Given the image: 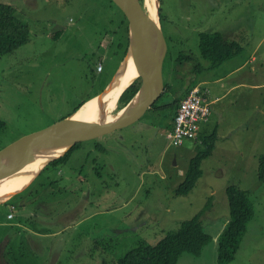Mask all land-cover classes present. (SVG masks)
Listing matches in <instances>:
<instances>
[{
    "label": "rangeland",
    "instance_id": "374dc122",
    "mask_svg": "<svg viewBox=\"0 0 264 264\" xmlns=\"http://www.w3.org/2000/svg\"><path fill=\"white\" fill-rule=\"evenodd\" d=\"M0 3L13 4L30 31L27 45L0 56V118L6 124L1 151L97 97L125 58L119 50L125 33L124 17L110 0ZM160 17L168 42L164 80L174 73L178 80L170 79L172 87L194 82L208 90V121L200 123L196 138L174 147L166 137L171 117L149 111L132 126L82 144L67 166L46 169L32 187L39 194L29 199L28 192L0 205V247L8 242L2 247L11 256L7 264H115L140 243L156 245L210 200L202 222L212 239L200 256L184 254L178 264H220L231 185L249 193L255 215L229 264H264V183L258 179L264 155V0H162ZM204 32H220L243 51L218 69L194 74L191 63L177 60L188 55L208 63L199 49ZM216 131L202 176L187 196H177L196 147ZM55 180L63 192H41V183Z\"/></svg>",
    "mask_w": 264,
    "mask_h": 264
},
{
    "label": "trees",
    "instance_id": "16d2710c",
    "mask_svg": "<svg viewBox=\"0 0 264 264\" xmlns=\"http://www.w3.org/2000/svg\"><path fill=\"white\" fill-rule=\"evenodd\" d=\"M143 1L144 0H141V2ZM160 1L162 2V0ZM110 2L115 6V4L111 0ZM118 10L120 11V9ZM121 14L124 17V20L121 21V25L125 33V38L124 42L119 45V50H121L123 55L125 56L129 46V28L126 17L122 12ZM160 24L162 26L161 17ZM29 42V28L23 22V20L18 17L15 6L13 4L0 3V56L12 54L19 48L27 45ZM199 49L201 59L208 62L206 65L202 64L201 62H197L193 57L188 55L180 56L177 60L178 64L184 65L186 63H191L193 66L194 74L205 73L206 71L220 68L223 64L234 59L243 51L240 43L236 41H227L224 35L220 32L201 33L199 35ZM172 78L178 80V78L173 73V75L166 82V90L162 94V97L154 104L152 108L147 111L148 113L149 111L153 112L160 110L162 111L161 114H165L163 117H171L172 122L170 131L172 130L173 121L182 100L189 94V92L193 88L197 86L193 82L188 88H174L169 83L170 79ZM140 84V81H136L123 93L118 101L117 110L122 109L129 103V101L138 92ZM201 88L202 90H205L203 87ZM171 93L174 96L171 95V98L167 99V101L165 102V97H167ZM92 98L93 97H90L88 100L81 102L79 105L74 107L73 111L65 118L72 116L87 101L91 100ZM161 100H164V103L159 104ZM5 126V122L0 118V131L3 130ZM168 132L169 130L167 131V133ZM216 141L217 131L214 132L211 136L206 137L202 141V144L199 147L197 146L198 148L196 147V155L190 160L189 167L185 173L184 181L179 185L175 192L177 196H187L196 186L197 181L202 176V162L212 156ZM82 144L84 143L75 145L63 157L50 163L40 173L36 181L24 192L27 193L25 195L24 193H22L21 195L16 196V198L19 197L22 200L23 197L29 196L28 192H30V196H32L31 198H33L35 194H39L38 190H35L34 192L33 186L38 181L43 172L49 167L58 168L60 166H67L77 149ZM100 149L104 151V149ZM97 150H99V148ZM96 164L97 161L95 159L91 160V168L95 171ZM83 167L84 165L80 167V171L84 169ZM258 179L261 183H264V155L259 158ZM59 183L60 182L57 183V180L50 181L48 182V184L41 183V192L50 188H57L59 192H63L64 188H60L58 186ZM226 193L229 202L230 221L228 222L225 230L222 232L218 243L217 260L220 264H229L235 260L241 245V241L247 232V227L255 215L253 203L250 201V195L247 191L240 189L238 186L231 185L227 188ZM9 202H7L6 204H8ZM211 204L212 200L208 202V204L201 212H199L193 218L183 221L180 224L178 230L169 232L156 245H151L145 242L140 243L137 247L130 250L125 256L120 258L115 264H178L180 257L184 254L188 253L194 256H200L205 246H207L212 239L211 236L204 230L202 222V217L206 214L207 211L210 210ZM7 243L8 242L5 241L1 245L0 264H7L6 256L10 261V253L5 254L2 250V247H7Z\"/></svg>",
    "mask_w": 264,
    "mask_h": 264
},
{
    "label": "water",
    "instance_id": "95a60500",
    "mask_svg": "<svg viewBox=\"0 0 264 264\" xmlns=\"http://www.w3.org/2000/svg\"><path fill=\"white\" fill-rule=\"evenodd\" d=\"M111 1L128 21L129 46L124 60L108 86L94 98L98 100V119L69 127L66 125L89 100L72 116L8 145L0 151V183L22 173L34 162V158L55 155L41 165L38 177L46 166L63 157L75 145L96 140L139 122L161 98L165 91L164 64L168 53L167 40L160 25L161 1L158 0V23L151 18L141 0ZM136 54L139 56L138 61L135 59ZM131 58L136 78L121 92L117 102L136 81L141 82L140 88L126 106L115 111L113 115H105L104 100L116 91L124 78L130 76L127 63ZM17 194L11 195L9 199ZM3 203L0 202V205Z\"/></svg>",
    "mask_w": 264,
    "mask_h": 264
},
{
    "label": "bare ground",
    "instance_id": "6f19581e",
    "mask_svg": "<svg viewBox=\"0 0 264 264\" xmlns=\"http://www.w3.org/2000/svg\"><path fill=\"white\" fill-rule=\"evenodd\" d=\"M145 5L151 18H153L158 23V0H146ZM135 59L137 61L139 60V56L137 54L135 55ZM127 65L129 66L130 76L123 79L122 83L118 85L115 92H112L111 94L106 96L104 100V107L106 106L105 115L108 113L110 115H113L115 113L119 95L132 82V80L136 78V74L133 69L134 66L132 58L127 63ZM98 109V100L92 99L87 102L82 107V109L66 123V125L69 127L78 123L81 124L82 122H86L87 120H97ZM53 157H55V155L36 157L34 158V162L30 163L22 173L0 183V202H7L11 195L20 193L24 188H26L41 171V165L45 164L49 159Z\"/></svg>",
    "mask_w": 264,
    "mask_h": 264
},
{
    "label": "built area",
    "instance_id": "2783aa9c",
    "mask_svg": "<svg viewBox=\"0 0 264 264\" xmlns=\"http://www.w3.org/2000/svg\"><path fill=\"white\" fill-rule=\"evenodd\" d=\"M98 69L102 71L103 65L99 64ZM208 92L197 86L182 100L177 109L172 130L166 135L172 146H181L185 141L196 138L200 123L208 121L211 114ZM12 218L11 214L9 219Z\"/></svg>",
    "mask_w": 264,
    "mask_h": 264
},
{
    "label": "crops",
    "instance_id": "0c3cea01",
    "mask_svg": "<svg viewBox=\"0 0 264 264\" xmlns=\"http://www.w3.org/2000/svg\"><path fill=\"white\" fill-rule=\"evenodd\" d=\"M29 1H30V0H28V2H29ZM209 101H210V100H209ZM211 104H212V103H211ZM37 178H38V177H37ZM37 178H36V179H37ZM36 179H34V181H33L31 184H29V186H28L26 189H24L23 191H21L20 193H18V194L15 195L14 197H16V196L21 195L22 193H24V192H25V191H26V190H27V189H28V188H29V187H30V186L36 181ZM47 190H49V189H47ZM34 192H35V189H34ZM14 197H13V198H14ZM31 197H32V196H30L29 199H31ZM13 198H12V199H13ZM29 199H28V200H29ZM9 201H10V200H9ZM5 203H6V202H5ZM5 203H4V204H5ZM29 204H30V203H29ZM21 205L25 208L28 204H24V205L21 204ZM13 208H14V207L12 206L11 209H13ZM11 214H12V213H10V214L8 215V219H9V216H10ZM12 216H13V218H12V219H9V220H14V215L12 214ZM31 217H32V215H31ZM68 228H69V226H68V227L65 226L64 228H62V231H65V230L68 229ZM33 246H34V248H38V246H36V247H35V245H33ZM0 248H1V247H0Z\"/></svg>",
    "mask_w": 264,
    "mask_h": 264
},
{
    "label": "flooded vegetation",
    "instance_id": "af4514ba",
    "mask_svg": "<svg viewBox=\"0 0 264 264\" xmlns=\"http://www.w3.org/2000/svg\"><path fill=\"white\" fill-rule=\"evenodd\" d=\"M143 3V2H142ZM144 4V3H143ZM167 44H168V42H167ZM164 84H165V90H166V82H165V80H164Z\"/></svg>",
    "mask_w": 264,
    "mask_h": 264
}]
</instances>
